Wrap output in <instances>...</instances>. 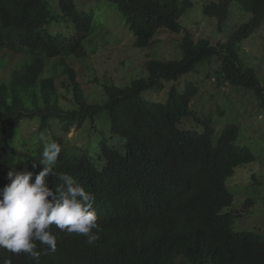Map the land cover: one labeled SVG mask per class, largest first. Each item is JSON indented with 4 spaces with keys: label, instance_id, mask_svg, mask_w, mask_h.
Returning a JSON list of instances; mask_svg holds the SVG:
<instances>
[{
    "label": "trees",
    "instance_id": "obj_1",
    "mask_svg": "<svg viewBox=\"0 0 264 264\" xmlns=\"http://www.w3.org/2000/svg\"><path fill=\"white\" fill-rule=\"evenodd\" d=\"M109 1L126 17L136 47L151 49L163 31L183 32L179 47L183 56L148 57L146 76L127 86L105 85L104 98L102 93L90 100L88 82L68 57L87 56L84 41L95 30V18L79 12L74 0H58L60 16H53L46 0H0V50L26 56L7 78L0 79V189L9 183L11 169L33 170V162L37 164L34 171L42 169L40 136L50 132L52 140L62 145L54 171L73 176L96 195L99 240L88 245L85 237L53 226L57 250L42 255L41 264H264V239L235 232L234 220L241 214L226 213L234 205L227 181L239 168L258 161L252 151L236 147L239 127H226L218 140L210 119L196 120L199 128H183L184 120L195 119L190 101L197 88H188L178 97L172 87L165 102L142 98L146 91L162 90L164 82L178 80L217 59L221 83L253 92L264 110V82L235 51L236 43L248 40L264 22V0H217L205 5V14L217 18L219 25L226 21L230 3L252 15L225 43L197 40L184 28V2ZM61 17L71 22V36L47 32L46 37L40 32L53 18ZM58 35L68 39L63 49L52 42ZM46 60H55L54 68L56 62L63 65L67 79L59 84L55 76L44 77ZM62 100L70 107L65 108ZM102 115L111 126L101 128L97 159L90 155L93 147L68 145L72 130H82L90 122L89 147L91 134H99L97 120ZM25 120L37 122L40 128L32 148L20 144V152L16 133ZM47 179L50 187L62 183L51 175ZM254 205L247 200L243 206L247 211ZM37 245L39 250L44 247ZM6 259L11 264H34L27 254L0 249V264Z\"/></svg>",
    "mask_w": 264,
    "mask_h": 264
},
{
    "label": "rangeland",
    "instance_id": "obj_2",
    "mask_svg": "<svg viewBox=\"0 0 264 264\" xmlns=\"http://www.w3.org/2000/svg\"><path fill=\"white\" fill-rule=\"evenodd\" d=\"M46 1L53 16H60L58 0ZM74 1L79 12L95 18V30L84 41L87 56L84 58L68 57L78 73L88 82L87 85L90 88L88 99L100 98L102 93L104 98L105 85L127 86L135 79L146 76L145 62L148 57L171 60L183 56L179 48L183 32L171 34L163 31L151 49L138 48L135 46V36L129 30L126 17L115 9L111 1ZM213 1L217 0H178L180 4L184 2L187 7L182 15L181 24L195 34L197 40L205 39L210 43H225L238 27L251 21L252 15L248 14L241 5L230 3L228 17L222 25H219L217 18H211L204 12L205 5ZM44 29L46 31L40 30V32L46 37H48L47 32L60 33L65 37L71 36L73 32L71 22H67L65 17L59 20L53 18ZM62 35L51 38L60 49L68 43V39ZM235 51L243 65L253 69L258 79L264 82V22L248 40H242L240 45L236 43ZM25 57L24 52L0 50V79L7 78L10 70L18 67ZM57 63L58 66L54 68L55 60H46L44 77L55 76L61 84L67 77L64 74V66L59 62H56V65ZM199 66L196 72L184 75L175 81L164 82L165 87L162 90L146 91L142 94V98L165 102L172 87L177 89L178 97L183 95L188 88H197V93L190 101V108L195 119L184 120L183 128H199L196 120L210 119L215 131L214 139L218 140L226 127L232 125L239 127L240 136L235 144L236 147L252 151L258 161L239 168L236 174L227 181V188L234 196V205L226 210V213L231 214L234 211L235 215L241 214L240 218L234 220L233 230L235 232L253 233L264 239V110L260 107V102L253 92L238 90L221 83L219 60L216 59L212 63L206 62ZM62 94L65 97L68 96L66 92ZM62 104L65 108L70 107L66 100H62ZM97 121L100 127L99 134H91L89 147L90 122H87L82 130L75 127L66 139L71 148L93 147L90 155L95 159L98 158V154H101V150L96 146V140L102 138L101 128L110 130L111 126L103 115ZM39 128V124L35 121H23L16 133V149L23 152L19 146L26 143H28L27 148H32ZM46 137L52 140L50 132L46 133ZM116 137L124 142L121 137ZM92 143L95 145L93 146ZM117 146H121V143L118 142ZM247 200H253L255 205L245 211L243 205Z\"/></svg>",
    "mask_w": 264,
    "mask_h": 264
},
{
    "label": "clouds",
    "instance_id": "obj_3",
    "mask_svg": "<svg viewBox=\"0 0 264 264\" xmlns=\"http://www.w3.org/2000/svg\"><path fill=\"white\" fill-rule=\"evenodd\" d=\"M40 140L44 143L39 162L42 169L34 171V162L33 170L11 169L7 172L9 183L0 189V249L13 255L27 254L34 264H41L42 255L57 250L53 226L69 235L85 237L88 245L100 238L95 193L86 190L73 176L55 172L62 145L43 134ZM49 175L62 183L50 187ZM37 242L44 246L42 250ZM2 264H11V260Z\"/></svg>",
    "mask_w": 264,
    "mask_h": 264
}]
</instances>
